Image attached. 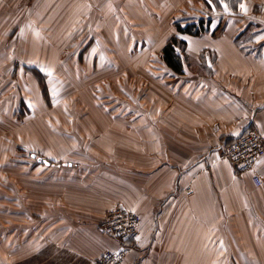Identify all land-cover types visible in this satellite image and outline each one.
Returning a JSON list of instances; mask_svg holds the SVG:
<instances>
[{
	"label": "crops",
	"instance_id": "obj_1",
	"mask_svg": "<svg viewBox=\"0 0 264 264\" xmlns=\"http://www.w3.org/2000/svg\"><path fill=\"white\" fill-rule=\"evenodd\" d=\"M93 1L0 0V126L19 120L2 104L43 98L32 75L39 70L29 62L44 67L46 58L58 57L59 48L46 42L53 33L75 34L79 24L91 25ZM241 4L245 25L213 18L208 31L182 34L188 62L179 83L164 85L165 97L154 107L150 129L141 122L129 126L123 118L121 123L107 119V125L99 123L101 129L95 126L108 143L116 136L115 153L103 152L124 162L115 160L117 167L91 170L81 179L21 177L27 190L23 200L29 204L30 194L49 191L42 188L47 182L62 184L61 191L52 189L58 198L56 216L44 227L49 232L44 238L30 236L40 226H10L7 232L22 230V236L0 242V264H94L105 249L122 245L97 226L113 205L142 218L138 241L123 264H264V154L254 166L260 186L251 173L238 174L217 158L248 128L264 133V0ZM252 24L261 30L248 41ZM244 36L247 45L240 44ZM26 117L38 119L36 114ZM37 132L30 128L28 136L37 137ZM135 133L143 139L138 142ZM5 135L11 139V157L13 128ZM188 186L191 194L185 192Z\"/></svg>",
	"mask_w": 264,
	"mask_h": 264
},
{
	"label": "rangeland",
	"instance_id": "obj_2",
	"mask_svg": "<svg viewBox=\"0 0 264 264\" xmlns=\"http://www.w3.org/2000/svg\"><path fill=\"white\" fill-rule=\"evenodd\" d=\"M241 1L94 0L91 25L79 24L80 32L75 34L61 32L54 36L53 33V40H48L46 45L52 43L55 49L59 48V56L46 58L44 67L35 60L29 62L39 70L32 75L38 80L39 94L41 90L43 98L35 96L34 100H24L20 97L17 102L1 105L5 113L14 112L19 120H7L0 126V242L7 236L11 239L17 234L22 236V230L7 232L12 225L40 226L41 229L31 232L30 236L44 238L49 233L44 227L56 216L58 198H53L52 189L61 191L62 184L47 182L42 188L49 191L36 197L30 194L29 204L23 200L27 190L22 186L21 177L81 179L91 170L95 173L117 167L115 160L124 162L117 155L111 159L103 152L115 153L116 136L108 143L95 126L101 129L104 126L99 123L107 125V119L116 118L117 123L125 119L129 126L136 127L137 122H141L146 124L141 127L150 129L154 107L165 97L164 85L168 88V81L180 82L181 73L173 71L162 60L163 47L172 37L179 45L182 72L188 62L181 42L183 33L177 25L185 27L194 23L198 26L199 20L205 24L206 20L212 23L213 18L221 19L220 24L232 19L245 25ZM259 26H248L247 34H251L248 41L261 30ZM245 38L240 41L241 45H247ZM35 114L38 119L24 120V116L26 119ZM110 114H119L121 118L108 116ZM11 128L14 143L9 157L11 139L5 132H10ZM30 128L38 131L37 137L28 136ZM20 129L24 133L22 137ZM136 135L138 142L143 139ZM32 153L36 156H31ZM37 156L42 161L38 162Z\"/></svg>",
	"mask_w": 264,
	"mask_h": 264
},
{
	"label": "built area",
	"instance_id": "obj_3",
	"mask_svg": "<svg viewBox=\"0 0 264 264\" xmlns=\"http://www.w3.org/2000/svg\"><path fill=\"white\" fill-rule=\"evenodd\" d=\"M263 154L264 133L250 127L224 146L217 158L227 160L238 174L251 173L254 185L260 186L262 181L254 166ZM185 192L191 194L192 189L188 186ZM141 219L138 212L123 205L107 208L97 226L106 235L122 242V245L119 248L105 249L94 264H123L131 244L138 241Z\"/></svg>",
	"mask_w": 264,
	"mask_h": 264
},
{
	"label": "trees",
	"instance_id": "obj_4",
	"mask_svg": "<svg viewBox=\"0 0 264 264\" xmlns=\"http://www.w3.org/2000/svg\"><path fill=\"white\" fill-rule=\"evenodd\" d=\"M209 23H210V20H206L205 24L203 20H199L198 26H196V24L194 23L187 24L185 27H181L177 25V29L182 31V33L199 34L200 32L208 31ZM181 42L184 43V40ZM181 42L179 41V43ZM178 47L179 45L176 42V38L172 37L163 47L162 60L173 71L182 72L181 61H180L179 52L177 49Z\"/></svg>",
	"mask_w": 264,
	"mask_h": 264
},
{
	"label": "snow or ice",
	"instance_id": "obj_5",
	"mask_svg": "<svg viewBox=\"0 0 264 264\" xmlns=\"http://www.w3.org/2000/svg\"><path fill=\"white\" fill-rule=\"evenodd\" d=\"M211 2H212V0H209V3H211ZM225 7H227V6H225ZM240 8H241L242 11H246V8H245L244 4H241Z\"/></svg>",
	"mask_w": 264,
	"mask_h": 264
},
{
	"label": "water",
	"instance_id": "obj_6",
	"mask_svg": "<svg viewBox=\"0 0 264 264\" xmlns=\"http://www.w3.org/2000/svg\"><path fill=\"white\" fill-rule=\"evenodd\" d=\"M38 159H40V158H38Z\"/></svg>",
	"mask_w": 264,
	"mask_h": 264
}]
</instances>
